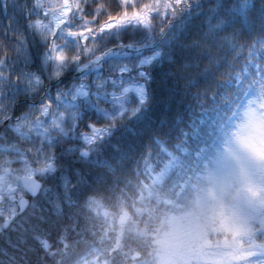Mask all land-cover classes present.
Masks as SVG:
<instances>
[{"label": "snow or ice", "instance_id": "6c2138e0", "mask_svg": "<svg viewBox=\"0 0 264 264\" xmlns=\"http://www.w3.org/2000/svg\"><path fill=\"white\" fill-rule=\"evenodd\" d=\"M192 6L187 5L189 12ZM195 6L201 7L200 0ZM9 7L10 0H0L4 14ZM221 10L238 18L239 27L224 42L242 63L229 79L217 81V88L232 89L237 99L253 94L264 99V0L231 5L216 0L210 11ZM19 13L0 30V191L9 193L0 200L10 208L0 213V235L14 231L39 198L50 205L52 226L64 232L76 228L83 202L98 190L114 193L178 168L187 155L181 141H194L200 128L192 127L189 136L181 116L171 123L162 119L137 147V128L151 108L155 61L163 54L144 55L156 46L159 0H24ZM218 27L211 26L205 38ZM166 32L161 28L158 35ZM169 62H175L172 56ZM222 66L215 62L201 68L198 60L184 61V70L196 69L186 87L215 79ZM193 124L190 118L188 125ZM174 126H181L179 137L173 135ZM249 156L259 183L242 175L243 191L264 202V160ZM259 231L264 234V227ZM51 234L33 236L40 246L38 259L52 254ZM257 248L246 259L264 264V242Z\"/></svg>", "mask_w": 264, "mask_h": 264}, {"label": "trees", "instance_id": "16d2710c", "mask_svg": "<svg viewBox=\"0 0 264 264\" xmlns=\"http://www.w3.org/2000/svg\"><path fill=\"white\" fill-rule=\"evenodd\" d=\"M23 2L15 0L13 7L10 0L7 14L0 9V30L7 25L10 16L19 17V5ZM224 2L231 5L234 0ZM168 4L172 7H166ZM188 4L193 5L190 12ZM200 4L198 9L195 0H183L179 5L177 0H159L161 15L155 18L156 46L144 52L145 56L157 50H162L163 54L155 61L151 108L137 128V147H143L147 137L157 130L160 120L167 119L171 123L179 115L189 136L192 127L200 128L194 141H181L187 155L181 156L180 166L163 178L133 182L114 193L98 190L83 202L76 228L64 232L52 226L50 205L39 198L36 208L19 219L14 231L0 235V264H159L161 240L173 227L172 219L184 216L193 218L210 241L222 240L221 232L211 231L219 226L223 210L234 205L238 184L234 181L220 183L214 171L235 131L246 122L248 99H255L263 112L264 99L258 94L237 99L232 89L217 88V81L229 79L228 73L242 63V58L233 59L234 53L227 50L224 42L233 28L239 27V21L229 18L223 10L213 15L210 10L216 0H200ZM165 11L167 17L163 15ZM209 15H212L210 24ZM169 21L171 28H168ZM184 22H187L186 27L178 30ZM216 25L220 27L205 38L209 28ZM161 28L167 29L162 38L158 35ZM194 43L199 46L186 47ZM169 56L175 62L170 63ZM196 60L201 68L215 62L224 66L215 72V79L210 77L186 87L196 69L184 70L182 63ZM228 63L233 65L231 69ZM190 118L194 121L192 126L188 125ZM201 119L203 124H200ZM180 127H173V135L179 137ZM0 208V213L10 210L8 202L3 200H0ZM46 231L52 233L47 237L52 254L38 259L40 246L33 236L44 237ZM253 242L255 247L264 242V234L255 235ZM232 252L222 264H251L246 258L252 252L244 256Z\"/></svg>", "mask_w": 264, "mask_h": 264}, {"label": "rangeland", "instance_id": "374dc122", "mask_svg": "<svg viewBox=\"0 0 264 264\" xmlns=\"http://www.w3.org/2000/svg\"><path fill=\"white\" fill-rule=\"evenodd\" d=\"M246 108L245 124L235 131L214 171L220 183L238 184L234 205L223 210L219 226L211 231L221 232L222 240L210 241L191 217L173 218V227L161 240L159 264H222L233 255L232 251L244 256L257 250L253 239L264 227V202L256 194L243 191L242 175L259 183L249 153L264 160V112L253 98L248 99ZM5 194H9L7 189L0 191V196Z\"/></svg>", "mask_w": 264, "mask_h": 264}]
</instances>
